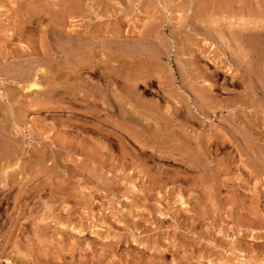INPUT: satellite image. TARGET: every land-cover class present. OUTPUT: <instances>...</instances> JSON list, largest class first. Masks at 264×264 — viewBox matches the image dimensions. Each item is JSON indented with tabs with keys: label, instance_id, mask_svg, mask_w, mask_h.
<instances>
[{
	"label": "rangeland",
	"instance_id": "374dc122",
	"mask_svg": "<svg viewBox=\"0 0 264 264\" xmlns=\"http://www.w3.org/2000/svg\"><path fill=\"white\" fill-rule=\"evenodd\" d=\"M66 2L0 0V264H264V0Z\"/></svg>",
	"mask_w": 264,
	"mask_h": 264
},
{
	"label": "bare ground",
	"instance_id": "6f19581e",
	"mask_svg": "<svg viewBox=\"0 0 264 264\" xmlns=\"http://www.w3.org/2000/svg\"><path fill=\"white\" fill-rule=\"evenodd\" d=\"M68 2H66L65 4H66V9L68 8V10H69V12H78L79 10H80V8H81V4H82V0H67ZM83 5V4H82ZM61 13V12H60ZM65 18V17H64ZM72 39V38H71ZM76 41V40H75ZM71 48V47H70ZM77 50H71V51H69V52H67V54L66 55H68V57H69V59H70V61H71V63H72V67L74 66V69H77L78 67H79V65L81 64V62H82V60H83V56H84V54L80 51V48L78 49V48H76ZM112 57V56H111ZM122 59V58H121ZM111 60V59H110ZM131 61V60H130ZM109 62V61H108ZM111 62V61H110ZM114 62V61H113ZM112 62V63H113ZM124 62V61H123ZM110 64L108 67L109 68H107V72L105 73V78H107V80H108V82L109 83H113V75L115 76V74L118 72V64H120V63H118V62H116V63H118V64H116L115 65V63L114 64ZM108 64V63H107ZM61 65V64H60ZM82 65V64H81ZM80 65V66H81ZM131 65V64H130ZM59 66V65H58ZM116 66V67H115ZM91 67H93V66H91ZM90 67V68H91ZM103 67V66H102ZM81 68V67H80ZM123 67L121 66L120 67V69H119V71L122 69ZM61 69V68H60ZM93 69V68H92ZM36 70V69H35ZM97 70V69H96ZM99 70H100V68H99ZM102 71V70H101ZM34 72V71H33ZM37 72V71H36ZM71 72V71H70ZM21 73V72H20ZM59 73H60V71H59ZM72 73V72H71ZM119 73V72H118ZM121 73V72H120ZM29 74V73H28ZM28 74H26V76L28 75ZM101 74V73H100ZM38 74H35V76H37ZM96 75V74H95ZM117 76V75H116ZM126 76V75H125ZM32 77H33V75H32ZM127 77V76H126ZM29 77L27 76V79H28ZM69 78V77H68ZM138 78V77H137ZM133 79V78H132ZM33 80V79H32ZM118 80V79H117ZM138 81V80H137ZM140 81V80H139ZM148 81V80H147ZM134 82H136V81H134ZM138 83H142V82H138ZM137 84V83H136ZM134 85V84H133ZM28 86V85H27ZM38 86V83H37V79L36 80H34L31 84H30V88H32V87H37ZM114 87V86H113ZM136 87V86H135ZM108 88V87H107ZM113 89V88H112ZM94 90H95V88H94ZM106 90V89H105ZM71 91V90H70ZM116 91V90H115ZM75 92V91H74ZM73 91L72 92H70V93H74ZM97 92V91H96ZM106 93V92H105ZM111 93V92H110ZM114 94V97H115V93H113ZM126 95V94H125ZM76 96V95H75ZM104 96V95H103ZM111 96H112V94H111ZM125 97V96H124ZM126 97H127V95H126ZM70 98V97H69ZM93 98V97H92ZM128 98V97H127ZM127 98H124V99H122V97L121 98H119L120 100V104L119 105H121V104H123L124 103V101H125V99H126V102L125 103H128V100H127ZM98 99V98H97ZM115 100H117V102H118V98L116 99H113V98H110V96L109 97H106L105 96V98L103 99L102 98V100L100 101V103L102 102L104 105H105V107H104V109L107 111V114H108V117L110 116V117H113L114 116V112L115 111H113V109H114V104L116 103L117 104V102H115ZM68 102H69V100H68ZM78 103V102H77ZM98 104V103H97ZM115 104V105H116ZM125 104H123L122 106H124ZM118 106V105H117ZM176 106V105H175ZM177 107V106H176ZM129 108V107H128ZM118 109V108H117ZM123 109V108H122ZM136 109V108H135ZM116 110V109H115ZM138 110V109H137ZM90 111V110H89ZM138 111H140V110H138ZM179 110H177V108H175L174 107V109H172V111H171V113L169 114V116H170V118H172V117H174V116H177V112H178ZM124 112H126V111H124ZM166 112V111H165ZM180 112H181V110H180ZM135 113H137V112H135ZM133 114L132 115V113H131V117H129V118H127V117H125L126 118V124H127V127H126V125H125V127H126V131H127V133L129 134V133H131L132 132V130H130V129H132L130 126H132L131 124H133V122H134V120H136L138 117H142L143 116V113H141V112H138L137 114ZM154 113V112H153ZM128 114H129V112H128ZM145 114V113H144ZM122 115H124V114H122ZM154 116H152V117H157L158 115H159V112H157V113H154L153 114ZM148 116V115H147ZM119 117V116H118ZM144 117H146L145 115H144ZM186 118V117H185ZM113 118H110L109 119V122H111V123H116L115 121H113L112 120ZM151 119V118H150ZM149 121V120H148ZM125 122V121H124ZM113 123V124H114ZM119 123V122H118ZM157 124V123H156ZM116 125V124H115ZM121 125V124H120ZM140 125H141V122H140ZM158 125V124H157ZM124 130V131H125ZM144 130H145V128H144ZM173 130V129H172ZM176 131V130H175ZM184 131H186V130H184ZM103 132V131H102ZM182 132V131H181ZM133 133H135V131H133ZM132 134V133H131ZM137 134V133H136ZM111 135V134H110ZM114 136V135H113ZM112 136V137H113ZM187 136V135H186ZM146 137H148V136H146ZM133 138H134V135H133ZM181 139H182V137H181ZM185 139V138H184ZM183 139V140H184ZM106 140V139H105ZM108 141V140H107ZM106 141V142H107ZM183 142V141H182ZM131 143V142H130ZM137 143V142H136ZM106 144V143H105ZM182 145H180V147H179V150H180V153L182 154V158L184 159V162L186 163V165H188V166H190V167H196V164H195V161L197 162V160H195L196 158H195V153H196V151L194 152V148L192 147V143H190L189 142V140H188V138H187V141H184L183 143H181ZM203 144H205V143H203ZM101 145V144H100ZM104 145V144H103ZM145 146H146V148H151V149H153L154 147H155V145H153V144H151V143H146V144H144ZM207 145V144H206ZM123 146V145H122ZM136 146V145H135ZM176 146V145H175ZM104 147V146H103ZM108 147V146H107ZM171 149H173V148H171ZM203 149H205V147L203 146ZM169 150V149H168ZM196 150V149H195ZM206 150V149H205ZM125 151V150H124ZM207 151H208V149H207ZM126 152V151H125ZM150 152V151H149ZM174 152V151H173ZM152 153V152H151ZM169 152H167V154H168ZM204 153V152H203ZM131 154V153H130ZM147 154V153H146ZM166 154V153H165ZM179 154V153H178ZM205 154V153H204ZM126 155V154H125ZM200 155H202V154H200ZM199 155V156H200ZM209 155V154H208ZM160 156V155H159ZM164 156V155H163ZM199 156H197L196 155V157H197V159H198V157ZM203 156V155H202ZM145 158H146V156H144ZM149 157V156H148ZM180 157V156H179ZM166 160V159H165ZM181 160V159H180ZM182 161V160H181ZM208 161V160H207ZM152 162V161H151ZM205 163H206V160L204 161ZM128 163V162H127ZM205 163H203L204 165H205ZM198 164H199V162H198ZM150 165H152V164H150ZM207 166H208V163H207ZM148 167V166H147ZM205 167H206V165H205ZM204 167V168H205ZM143 169L145 170L146 169V167H144L143 166ZM150 167L148 168V169H146V171H147V173H149L150 172ZM155 169V168H154ZM157 169V168H156ZM208 170V169H207ZM152 172V171H151ZM156 172V171H155ZM157 172H158V170H157ZM161 172V171H160ZM162 173V172H161ZM161 173H159V174H161ZM158 174V173H157ZM153 175V174H152ZM162 175V174H161ZM157 176H159L160 177V175H157ZM175 176V175H174ZM151 177V176H150ZM156 177V174H155V176H154V178ZM169 177V176H168ZM171 177V176H170ZM169 177V178H170ZM177 177V176H176ZM153 178V179H154ZM165 178V177H164ZM164 178H162V180L164 179ZM166 178H167V176H166ZM169 178H168V180H169ZM152 179V180H153ZM158 179V180H157ZM171 179V178H170ZM156 180L157 181H159V180H161V179H159V178H156ZM173 181H174V179H173ZM177 181V180H176ZM163 182H164V180H163ZM175 182V181H174ZM154 183V182H153ZM162 184V183H161Z\"/></svg>",
	"mask_w": 264,
	"mask_h": 264
}]
</instances>
